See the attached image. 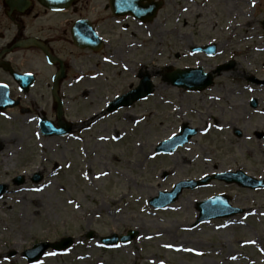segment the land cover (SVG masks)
<instances>
[{"label":"rangeland","instance_id":"374dc122","mask_svg":"<svg viewBox=\"0 0 264 264\" xmlns=\"http://www.w3.org/2000/svg\"><path fill=\"white\" fill-rule=\"evenodd\" d=\"M165 1L148 24L103 14L108 57L74 60L71 75L79 83L64 84V117L75 125L69 134L40 133L39 117L57 121L49 96L28 97L30 113L0 114V185L7 188L0 198V264H30L25 250L67 237L74 239L70 248L50 249L35 264H264V188L213 180L185 189L166 208L150 205L187 179L239 169L264 179V85L247 79L264 82V0ZM213 44L211 56L191 51ZM232 61L201 92L165 80L179 68L212 72ZM45 68L43 87L50 79ZM139 70L150 74L155 92L107 111L139 84ZM184 125L198 131L191 141L157 152ZM219 194L242 211L197 222L198 203ZM131 230L138 234L126 244L101 243Z\"/></svg>","mask_w":264,"mask_h":264},{"label":"flooded vegetation","instance_id":"af4514ba","mask_svg":"<svg viewBox=\"0 0 264 264\" xmlns=\"http://www.w3.org/2000/svg\"><path fill=\"white\" fill-rule=\"evenodd\" d=\"M92 3L97 4V8ZM111 3L112 0H71L67 6H61L66 8L54 11L43 6L39 0H0V84L5 85L0 87V93L6 90L11 99L18 101L16 109L25 112L29 109L25 102L28 97L40 95V98H53L54 77L63 71L66 79L61 81L58 92L64 98V84L79 80L78 76L71 75L74 60L102 53L103 59L108 57L103 51L109 44V38L102 30L101 21L106 19L105 13L119 19L113 13ZM91 13L99 16L93 19ZM122 19L135 21L132 16ZM53 32L56 33L53 35ZM97 34L102 39L100 43L96 42ZM73 35L85 45L98 46L95 49L100 51L79 47ZM29 38H33L36 44H23ZM43 47L50 53L53 62L47 59ZM42 65L46 71L50 69L46 87H43L44 81L41 82Z\"/></svg>","mask_w":264,"mask_h":264},{"label":"water","instance_id":"95a60500","mask_svg":"<svg viewBox=\"0 0 264 264\" xmlns=\"http://www.w3.org/2000/svg\"><path fill=\"white\" fill-rule=\"evenodd\" d=\"M156 5L152 4L148 8L144 7L143 13L147 14V9L155 10ZM139 11V8H138ZM150 12V11H149ZM167 79L176 86L184 87V88H190V89H202L207 86H209L213 80H212V74H205L202 69H192V70H176L172 74L167 76ZM154 90V86L152 82L150 81L149 77L146 75H143V79L141 81L140 86L125 94L124 96L118 98L112 105L111 110L119 108L121 106L131 105L133 102L140 100L141 98L146 97L147 95L151 94ZM59 102V119L62 116V109H61V101L59 98H57ZM44 131L48 134L56 133V134H63L69 128H64L63 122L60 120V129H55L50 126L49 123H44ZM48 128V129H47ZM197 131L195 129H188L186 126H184L183 131L181 135L176 136L171 142V148H165V145L170 144L171 142L163 143L158 150H164V151H173L178 145L184 144L187 141H189L190 137L194 135ZM215 178L224 179L226 181H237L240 184L244 186H250V187H259L264 186V181H258L252 177L246 176L243 172L238 173H227V174H219L214 175ZM211 177H208L206 179L209 180ZM17 182H21L22 178L18 177L16 179ZM198 183L193 181L188 182H181L176 185L175 190L171 193H161V197L155 198L151 201V203L156 207L165 206L173 201H175L178 196L181 194L184 187H194ZM5 188L3 186H0V196L4 192ZM199 209L201 210V216L199 221L204 219H211L216 217H222V216H229L236 212H239V209L233 208L229 203L228 199L223 196H217L214 197L204 203L199 204ZM137 233L134 231L129 232L127 236H122V241H129L131 240ZM89 237L92 236V233L88 235ZM104 242L107 243H114L118 241V237L116 235L112 237H107L103 239ZM72 244V239L67 238L64 239L61 242L55 243V244H49V243H40L37 244L32 250H27L25 252V256L29 258L31 262L39 259L41 255L50 247L53 246L55 249H61L68 247Z\"/></svg>","mask_w":264,"mask_h":264}]
</instances>
